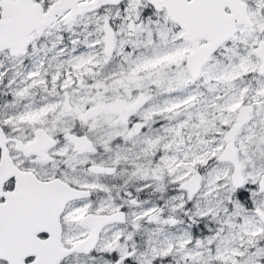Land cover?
I'll return each instance as SVG.
<instances>
[{"label": "snow or ice", "instance_id": "6c2138e0", "mask_svg": "<svg viewBox=\"0 0 264 264\" xmlns=\"http://www.w3.org/2000/svg\"><path fill=\"white\" fill-rule=\"evenodd\" d=\"M0 264H264V0H0Z\"/></svg>", "mask_w": 264, "mask_h": 264}]
</instances>
